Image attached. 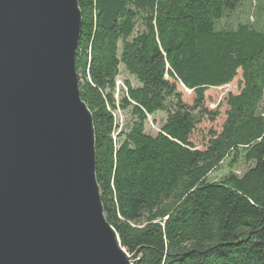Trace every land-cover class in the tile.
Returning <instances> with one entry per match:
<instances>
[{
  "label": "trees",
  "instance_id": "trees-1",
  "mask_svg": "<svg viewBox=\"0 0 264 264\" xmlns=\"http://www.w3.org/2000/svg\"><path fill=\"white\" fill-rule=\"evenodd\" d=\"M77 1L78 88L104 217L122 248L138 264H264V15L257 28H217L243 0ZM120 68L139 86L125 82L116 100ZM227 85L235 92L207 107V93ZM117 107L131 120L113 139ZM222 108L219 131L197 149L193 133ZM157 113L166 119L151 136L144 126Z\"/></svg>",
  "mask_w": 264,
  "mask_h": 264
},
{
  "label": "water",
  "instance_id": "water-1",
  "mask_svg": "<svg viewBox=\"0 0 264 264\" xmlns=\"http://www.w3.org/2000/svg\"><path fill=\"white\" fill-rule=\"evenodd\" d=\"M81 18L77 0H0V264H138L103 214Z\"/></svg>",
  "mask_w": 264,
  "mask_h": 264
},
{
  "label": "rangeland",
  "instance_id": "rangeland-1",
  "mask_svg": "<svg viewBox=\"0 0 264 264\" xmlns=\"http://www.w3.org/2000/svg\"><path fill=\"white\" fill-rule=\"evenodd\" d=\"M263 15H264V10H261V6L256 0H243L241 4L233 12H228L226 17L218 22L217 28H233L238 23H245V22H248L257 28L259 26V22L261 21ZM116 82L118 83L117 89L118 90L122 89L124 95L126 93L125 85H124L125 82H128L132 88H137L139 86L136 80L133 77L129 76L127 73H125L122 70V68H120V73L119 76L117 77ZM178 88L180 91H182V101L188 104L189 106H191L193 100V96L191 92L186 91L180 85H178ZM234 89L235 87L231 85L224 86L220 89H212L210 92L207 93V99H206L207 107H209L210 109L215 108L217 104H220L219 102L220 99L231 91L235 92ZM116 96H117V100H119L121 96V92H119V94H117ZM223 110H224L223 108L220 110L221 115L214 122H209L207 120H204L200 124L198 129L193 133L192 141L194 142L197 149L202 148L203 144L207 139L206 135H208L210 131H214V132L219 131L223 118L222 117ZM113 113L115 117V123L119 127L117 131H120V129L124 128V126L127 127V124L131 120L129 111L126 110L121 112L117 107V109ZM165 119L166 116L164 113H157L153 116H149L144 126L145 133L151 136H155L158 133L161 126L164 124ZM113 139H115V137H113ZM227 167L228 166H226V164L219 167L213 174H211L210 181L218 182L229 171ZM246 169H247L246 165L238 163V165H236V167L233 168V173L237 176H240L241 174H243V172Z\"/></svg>",
  "mask_w": 264,
  "mask_h": 264
},
{
  "label": "built area",
  "instance_id": "built-area-1",
  "mask_svg": "<svg viewBox=\"0 0 264 264\" xmlns=\"http://www.w3.org/2000/svg\"><path fill=\"white\" fill-rule=\"evenodd\" d=\"M117 88H118V83L115 82V95H114V97L116 98V100H117V96L116 95L119 94V92H121V95H124L123 90L122 89L118 90ZM118 132L119 131H117L115 134H113V137H115Z\"/></svg>",
  "mask_w": 264,
  "mask_h": 264
}]
</instances>
